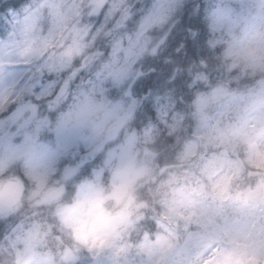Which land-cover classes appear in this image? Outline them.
Instances as JSON below:
<instances>
[{
  "label": "clouds",
  "instance_id": "obj_1",
  "mask_svg": "<svg viewBox=\"0 0 264 264\" xmlns=\"http://www.w3.org/2000/svg\"><path fill=\"white\" fill-rule=\"evenodd\" d=\"M0 264H264V0H0Z\"/></svg>",
  "mask_w": 264,
  "mask_h": 264
}]
</instances>
